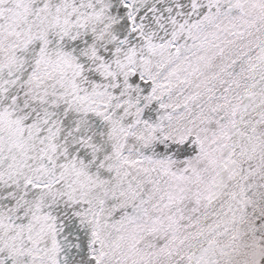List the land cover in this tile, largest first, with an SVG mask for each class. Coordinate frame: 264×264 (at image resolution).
I'll return each instance as SVG.
<instances>
[{"label": "snow or ice", "instance_id": "obj_1", "mask_svg": "<svg viewBox=\"0 0 264 264\" xmlns=\"http://www.w3.org/2000/svg\"><path fill=\"white\" fill-rule=\"evenodd\" d=\"M0 264H264V0H0Z\"/></svg>", "mask_w": 264, "mask_h": 264}]
</instances>
